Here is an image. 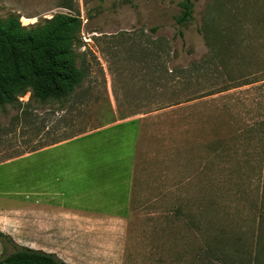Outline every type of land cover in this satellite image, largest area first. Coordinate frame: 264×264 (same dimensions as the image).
<instances>
[{"label":"rangeland","instance_id":"obj_1","mask_svg":"<svg viewBox=\"0 0 264 264\" xmlns=\"http://www.w3.org/2000/svg\"><path fill=\"white\" fill-rule=\"evenodd\" d=\"M182 1L0 0V18L25 26L80 17L86 72L64 103L27 93L0 106L2 190L26 195L28 179H42L46 155L27 154L45 145L109 123L119 127L105 136L137 133L65 148L66 172L69 152L93 153L80 163L84 190L85 170L106 163L117 182L133 146L129 204L92 205L96 218L45 238L18 211L19 245L34 238L69 264H264V0H192L179 24ZM13 250L0 242V255Z\"/></svg>","mask_w":264,"mask_h":264},{"label":"trees","instance_id":"obj_2","mask_svg":"<svg viewBox=\"0 0 264 264\" xmlns=\"http://www.w3.org/2000/svg\"><path fill=\"white\" fill-rule=\"evenodd\" d=\"M181 6L178 22L186 24L193 17V2L183 0ZM80 29V17L70 13L29 26L18 15L0 18V106H15L27 93L29 101H68L86 77L78 63ZM0 242L14 249L0 255V264H69L55 253L19 245L1 229Z\"/></svg>","mask_w":264,"mask_h":264},{"label":"crops","instance_id":"obj_3","mask_svg":"<svg viewBox=\"0 0 264 264\" xmlns=\"http://www.w3.org/2000/svg\"><path fill=\"white\" fill-rule=\"evenodd\" d=\"M116 127L119 126L110 123L103 124L89 133L62 141L60 140L28 153L27 156L29 157L38 153L46 155L43 163L42 179H34L33 182L30 183L28 179L26 195L23 190L20 189L14 191L9 188L7 190H2V187H0V229L10 236H15L13 232L17 230V218H15V214L18 211L25 210L27 230L32 233L33 237L41 236L45 238L51 235L52 230H54L53 232H60V230H62V227L58 223H63L64 221H90L96 218L98 213L90 208L92 205H114V200L122 202V204H129L131 194L130 178L133 172L131 171V166L135 157V149L132 143L127 144L132 146L133 150L131 152L129 148H127L128 152L126 153V157H122V162L125 164V167L123 172L116 178L117 182L115 183L113 180H109L111 170L106 163V165H99L101 169L97 172L91 168L85 170L90 178L88 188L78 190L79 185L77 186V183L83 182L82 174L85 169L82 170L83 167L81 166L84 162L83 157L85 156L87 160L89 157L93 156V153H85L83 156L82 154L79 155L78 152H69V154H72L71 159L73 160L75 172H72L70 169L66 172L67 153L65 148L68 145L84 141L94 136L101 139L103 138L107 145L108 141H112V139L121 142L127 139L128 142L137 136L136 131H134L130 138L128 135H126L127 137L124 136V133L120 135H117V133L112 136L103 135ZM101 139L99 140L100 143L103 141ZM98 144L99 143H97V145ZM127 157H129L130 160H126ZM69 173H72L70 179H68ZM32 174L34 175L35 172H32ZM67 182H69L68 185H66ZM85 183L86 182H83L82 184ZM23 195H25V199L22 198ZM99 196H101L104 201H99ZM83 207L87 208V210H83ZM83 211L85 214H83ZM31 239V245L25 246L36 250L55 253L52 250H46L44 247H41L38 242L36 245H33L36 241L34 242V238Z\"/></svg>","mask_w":264,"mask_h":264}]
</instances>
